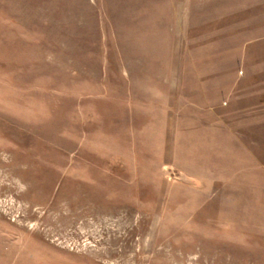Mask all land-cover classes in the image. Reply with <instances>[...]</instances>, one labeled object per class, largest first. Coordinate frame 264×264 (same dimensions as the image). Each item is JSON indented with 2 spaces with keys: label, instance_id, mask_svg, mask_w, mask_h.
I'll list each match as a JSON object with an SVG mask.
<instances>
[{
  "label": "rangeland",
  "instance_id": "obj_1",
  "mask_svg": "<svg viewBox=\"0 0 264 264\" xmlns=\"http://www.w3.org/2000/svg\"><path fill=\"white\" fill-rule=\"evenodd\" d=\"M0 264H264V0H0Z\"/></svg>",
  "mask_w": 264,
  "mask_h": 264
}]
</instances>
